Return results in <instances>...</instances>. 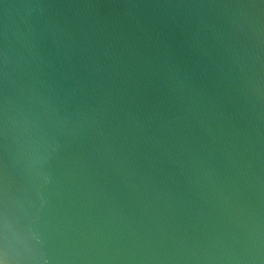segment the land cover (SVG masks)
<instances>
[{
	"label": "water",
	"instance_id": "obj_1",
	"mask_svg": "<svg viewBox=\"0 0 264 264\" xmlns=\"http://www.w3.org/2000/svg\"><path fill=\"white\" fill-rule=\"evenodd\" d=\"M0 264H264V0H0Z\"/></svg>",
	"mask_w": 264,
	"mask_h": 264
}]
</instances>
